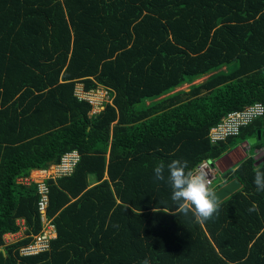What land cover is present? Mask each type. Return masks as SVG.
<instances>
[{
  "label": "trees",
  "instance_id": "obj_1",
  "mask_svg": "<svg viewBox=\"0 0 264 264\" xmlns=\"http://www.w3.org/2000/svg\"><path fill=\"white\" fill-rule=\"evenodd\" d=\"M79 83L114 99L92 114ZM254 102L264 104V0H0V264H264L254 183L264 161L251 154L224 173L219 186L237 177L242 187L202 224L176 214L153 171L217 160L259 129L264 148V116L209 138ZM72 149L74 172L47 182L57 237L23 256L42 223L37 183L19 178ZM20 220L23 238L6 243Z\"/></svg>",
  "mask_w": 264,
  "mask_h": 264
},
{
  "label": "built area",
  "instance_id": "obj_2",
  "mask_svg": "<svg viewBox=\"0 0 264 264\" xmlns=\"http://www.w3.org/2000/svg\"><path fill=\"white\" fill-rule=\"evenodd\" d=\"M79 84L76 86L75 93L80 100H87L92 105V114L99 113L106 103H110L114 99V95H111V92L105 87L102 90L98 87L87 91L83 83ZM263 116L264 104L261 102H254L241 109L228 112L217 124L211 127L209 131L210 141L212 143H219L226 141L229 137L238 136L241 134L242 128L252 124ZM80 158V152L77 149H72L65 152L58 163L50 164L46 168L34 169L30 175L19 178L20 181L26 184L37 183L38 192L40 193L38 205L42 223L41 231L33 236L31 242L20 248L19 252L21 255H35L50 250L51 241L57 237V228L53 220L47 215L50 191L47 182L51 178L70 176L74 172ZM196 167L203 168L207 172L208 178L211 181V188L221 179L222 169L215 160L205 159ZM35 174H37L38 178H35Z\"/></svg>",
  "mask_w": 264,
  "mask_h": 264
},
{
  "label": "clouds",
  "instance_id": "obj_3",
  "mask_svg": "<svg viewBox=\"0 0 264 264\" xmlns=\"http://www.w3.org/2000/svg\"><path fill=\"white\" fill-rule=\"evenodd\" d=\"M153 171L155 181L166 182L171 188V200L176 206V214L187 216L191 213L196 222L201 224L218 214L221 198L211 188V181L203 168L189 167L188 160L176 158L167 165L161 161ZM254 183L257 191H264V170H255ZM256 210L255 204L249 208L250 212ZM142 264H150L149 259L145 258Z\"/></svg>",
  "mask_w": 264,
  "mask_h": 264
},
{
  "label": "rangeland",
  "instance_id": "obj_4",
  "mask_svg": "<svg viewBox=\"0 0 264 264\" xmlns=\"http://www.w3.org/2000/svg\"><path fill=\"white\" fill-rule=\"evenodd\" d=\"M208 76H203L202 78H200V79H198V80H196V81H194V83H197V82H200V81H203L204 79H206ZM79 85H81V84H79ZM80 87V86H79ZM102 88H103V86H99V89L100 90H102ZM189 88V84L188 83H186V84H184L183 86H181V87H179L177 90H179V89H188ZM246 141V140H245ZM245 141H240L234 148H236L237 146H240L239 147V149L238 150H236V151H233V153L229 156V158H230V160L229 159H226L227 157H225V159H223L222 160V158H223V156L221 157V158H219V159H217V160H215V162H217L218 164H219V166H220V168L222 169V171H221V179H220V181H224V173L225 172H227L228 170H230V169H232V168H235L237 165H238V163L241 161V160H243L244 158H246L245 157V155L246 154H248V155H254L255 156V158H260L261 157V155L263 154V152L261 153V155H259L260 153H258L257 155H256V150L258 149V147L256 146V143L255 144H252L251 145V147H249L248 146V148H249V151L248 152H246V154H245V151H244V147L243 146H241V144L242 143H244ZM257 145H260V144H257ZM233 148V149H234ZM260 149H264L263 147L262 148H260ZM259 152H260V150H259ZM226 155V154H225ZM229 160V161H228ZM219 161V162H218ZM232 165V166H231ZM230 166V167H229ZM35 178H38V176H37V174H35ZM220 183H222V182H220ZM220 186H219V184H216V185H214V187L212 188L213 190L214 189H217V188H219ZM11 239V238H10ZM14 239V238H13ZM11 241V240H10Z\"/></svg>",
  "mask_w": 264,
  "mask_h": 264
},
{
  "label": "water",
  "instance_id": "obj_5",
  "mask_svg": "<svg viewBox=\"0 0 264 264\" xmlns=\"http://www.w3.org/2000/svg\"><path fill=\"white\" fill-rule=\"evenodd\" d=\"M261 139H262V131H261V129H259L257 131L256 136L249 137L244 143L246 144L247 147L248 146L251 147L252 144H255L258 140L260 141ZM248 150H249V148H248ZM262 152H263V154L261 155ZM257 153H260L259 155H261V157L257 158L259 160L256 162V165H258L262 161H264V149L261 152L256 150V155H257ZM241 187H242V182L240 181L239 178L235 177L214 191L217 192V194L221 198V201H223L224 199L229 197L231 194L238 191ZM0 251L5 252V249L3 247H0Z\"/></svg>",
  "mask_w": 264,
  "mask_h": 264
},
{
  "label": "crops",
  "instance_id": "obj_6",
  "mask_svg": "<svg viewBox=\"0 0 264 264\" xmlns=\"http://www.w3.org/2000/svg\"><path fill=\"white\" fill-rule=\"evenodd\" d=\"M241 146H243L244 148V151H245V154H246V152H248L249 150H248V147L246 146V144L245 143H242L241 144ZM239 147L240 146H237L236 148H232L230 151H228L227 153H226V155H224L223 156V158H222V160L223 159H225V157H227L228 155L230 156L232 153H233V151H236V150H238L239 149ZM258 151L260 150V149H257ZM261 150H263V149H261ZM258 154V153H257ZM229 156L226 158V159H229L230 160V158H229ZM246 156H248V154H246L245 155V157ZM228 160V161H229ZM219 162V161H218ZM58 163V162H57ZM53 164V163H52ZM232 166V165H231ZM230 167V166H229ZM21 221V223H22V225H21V230L20 231H18L17 233H8V234H6L5 235V241H7V242H9V243H11V242H15V241H17V240H19V239H21V238H23V236H24V230H25V226L23 225V223H24V221L23 220H20ZM11 238V239H10ZM14 238V239H13ZM11 240V241H10ZM6 242V243H7Z\"/></svg>",
  "mask_w": 264,
  "mask_h": 264
},
{
  "label": "flooded vegetation",
  "instance_id": "obj_7",
  "mask_svg": "<svg viewBox=\"0 0 264 264\" xmlns=\"http://www.w3.org/2000/svg\"><path fill=\"white\" fill-rule=\"evenodd\" d=\"M262 150L260 149V152H261Z\"/></svg>",
  "mask_w": 264,
  "mask_h": 264
}]
</instances>
